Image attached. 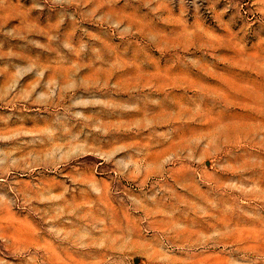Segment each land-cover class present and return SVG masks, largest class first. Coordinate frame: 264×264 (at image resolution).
I'll return each mask as SVG.
<instances>
[{"label": "rangeland", "instance_id": "374dc122", "mask_svg": "<svg viewBox=\"0 0 264 264\" xmlns=\"http://www.w3.org/2000/svg\"><path fill=\"white\" fill-rule=\"evenodd\" d=\"M0 264H264V0H0Z\"/></svg>", "mask_w": 264, "mask_h": 264}]
</instances>
